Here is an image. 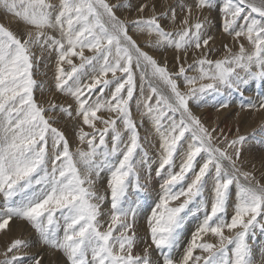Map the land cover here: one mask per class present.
<instances>
[{"label":"snow or ice","instance_id":"1","mask_svg":"<svg viewBox=\"0 0 264 264\" xmlns=\"http://www.w3.org/2000/svg\"><path fill=\"white\" fill-rule=\"evenodd\" d=\"M197 6L210 9L212 0H198ZM132 7L106 0H59L58 5L51 0H0V9L35 30L21 36L0 24V232L13 219L24 221L38 234L40 243L61 252L68 264H256L249 237L257 227L264 231V184L238 166L249 137L237 135L229 140L224 136V147L218 146V137L213 135L217 129L205 127L189 102L197 107L211 104L220 111L229 108L232 95L238 94L240 108L264 111V98L259 103L243 100L249 80L264 81V0H226L220 9L223 32L235 40H247L251 53L243 43L238 54L224 59H209L205 51L195 67H185L178 55L174 73L141 48L114 11ZM147 7L141 4L135 10L143 13ZM191 11L187 9L189 16ZM171 16L175 19L174 10ZM131 23L136 31L157 38L147 47L173 48L185 59L190 49L208 50L213 39L206 35L203 23L190 25L188 18L182 21L186 27L175 34L166 31L155 14ZM46 30L58 31L59 36ZM34 49L41 54L57 53L55 89L72 98L75 112L71 106L45 109L37 103L33 69L39 57ZM224 49L231 53L228 45ZM85 50L92 55L85 56ZM189 69L199 75L189 76ZM137 72L141 85L136 104L138 108L143 105L161 149L155 175L162 180V192L147 219L149 248L154 246L161 257L155 261L149 248L142 255L134 254L137 208L147 191L141 183V169L150 178L154 162L132 119ZM181 81L186 92L181 90ZM56 111L80 118L92 129L91 133L83 127L78 131V140L88 145V151L71 150L64 132L46 116ZM100 113H114L115 118ZM118 120L128 133L126 140ZM97 122L104 127L97 128ZM176 158L181 159L178 171ZM105 170L111 213L107 230L101 231L105 197L97 195L95 184ZM130 190L136 200L129 198ZM233 196L235 202L230 203ZM189 217L200 222L177 258ZM208 236L216 238V243L206 240ZM29 246L14 240L0 264H25L17 253ZM41 259L32 258L31 264H41Z\"/></svg>","mask_w":264,"mask_h":264},{"label":"rangeland","instance_id":"2","mask_svg":"<svg viewBox=\"0 0 264 264\" xmlns=\"http://www.w3.org/2000/svg\"><path fill=\"white\" fill-rule=\"evenodd\" d=\"M51 2L56 5L59 4V0H51ZM106 2L113 5H122L127 2L133 6L131 10H129L128 8H118L114 9V11H116L117 16H119L128 24L129 35H131L133 39L136 40V42L144 51L152 55L161 65H166L170 72L174 73L177 70L176 57L178 55L181 57L180 62L184 63L185 67H187L188 65H193V67H195V62L202 58L201 52L207 51L209 59L219 60L224 59L230 54H238L239 46L241 43H243L248 53H251L253 51L252 45L249 44L244 38L235 40L233 36H230L227 33L223 32V14L220 9L222 8L226 0H212L213 7L210 9L199 8L197 6L198 0H106ZM141 4L148 5L143 13H139L135 10ZM153 7L154 12L152 10ZM188 8H191L192 10L190 16L187 12ZM172 10L175 11V19H173L171 16ZM153 14H155L159 18L161 26L166 31L172 32L173 34L183 30V28L186 27L182 23L185 18L189 19L190 25L197 22L203 23L205 25L206 35H210L213 37V39L209 43L208 50L201 49L200 51H196L195 49H190L185 59V56L182 52L178 53L173 48L158 50L147 47V44L149 42H155L157 38L154 35L150 36L147 33L136 31L131 22L138 19L139 17L148 18ZM164 14H168V18H164ZM0 24H3L5 27H8L10 30L21 36H23L26 31H35L34 29L21 23L16 17L6 13L2 9H0ZM46 31L49 35H54L57 37L59 36L58 31ZM224 45H228V47L231 49V53L225 51ZM34 52H36L37 57H39L33 69V76L37 82V88L34 91V97L37 103L45 109L50 108L51 105H56L57 109H59L60 107L67 108L71 106L73 112H75L76 106L72 98L61 94L55 89L56 63L58 59L57 53L55 51H49L41 54L39 49H34ZM91 55V52L85 50V56ZM73 60L76 64L80 63L77 58H73ZM64 67L65 70H68L70 66L65 64ZM257 70V68L253 67V71ZM187 74L189 76L199 75L198 72L192 71L191 69L188 70ZM241 74L244 75L243 72H241ZM120 75V73H117L118 77ZM108 79H111V75H109ZM85 82H87V80H85ZM204 83H207V81H204ZM41 85L43 86V91H41ZM140 85L141 81L137 72V91L134 94L133 101L131 102L132 119L136 123L144 149L148 152L149 157L154 161L151 164L153 172L150 178H146L145 171L141 169V183L147 185V191L143 194L142 198H140L137 208V223H135L134 227L137 244L134 250V254L142 255L144 249L149 248V246L151 245L147 219L150 216L151 209L155 206V203L159 201V196L162 192L160 188L162 180L160 177H157L155 175V169L159 162V153L161 151L159 136L155 133L151 120L146 113L143 105L138 108L136 104V100L140 96ZM158 86L161 87L163 91H165V94H167V90L164 89L162 85ZM180 86L182 91L186 92L188 90L184 87L182 81ZM148 95L149 91L147 89V86L145 85L144 96L146 97ZM105 96H108L107 91L105 92ZM261 98H264V81L249 80L247 87H245L244 89V102L247 103L248 101H252L253 103H259ZM211 99L212 97H209L210 101ZM231 99V106L220 111H217L215 107L211 106V104H209V106L207 107H197L194 102L190 101L189 103L194 115L199 117L205 127L209 128L210 130L212 128L217 129V131L213 133V135L218 137L216 141L218 146L224 147V144L221 143L224 136H227L229 140L236 137L237 135H244L249 137V141L246 142L242 149L241 161L238 162V166L241 167L242 171L251 172L256 177V179L260 181V183L264 184V111H255L240 108L239 103L241 97L238 94H233ZM153 103H155V98H153ZM99 115H104L105 118H107L108 116H112L113 118H115L114 113H100ZM46 116L50 119V122L53 123L54 127L64 132L73 152H75L77 148H80L83 151H88V145L81 144L78 140V131L79 128L83 127L84 131L91 133L92 129L84 126L80 118H69L59 111L46 112ZM96 127L102 129L104 126L97 122ZM117 127L121 130L122 136L126 140L128 137V133L123 129V126L120 124L119 120L117 121ZM237 128L239 129V132H237ZM253 133H255V138H252ZM107 139L109 141V147H111V132H109ZM256 154L258 155L255 156ZM197 159L199 160V158ZM254 159L256 161H254ZM180 163L181 159L176 158L175 170H179ZM189 175H191V173ZM108 178V172L107 170H105L101 173L100 177L96 179L95 184L97 195H102L105 197L101 205L102 215L99 217L102 224L101 231H106L108 223L110 222L111 200L110 189L108 188ZM210 187L211 184H209V188ZM210 195V192L205 193V196L208 198H210ZM129 198L133 200L137 199L133 190H130ZM234 202L235 197L233 196L230 203ZM2 203L3 200L2 197H0V204ZM232 214L233 209L230 206L228 209L229 218ZM199 217L202 219V212L199 213ZM199 222V219H197L196 217H189V220L186 222V228L179 251H177L175 254L177 258H179L184 246H186V244L190 240L191 234L196 229ZM61 223L63 222L61 221ZM225 234L229 235V233L227 232ZM17 239L23 240L25 241V243L30 245L28 248L22 249L19 253H17L18 255L24 257L25 264H31L32 258L36 257H42L41 264H68L66 257L61 252L51 249L50 247L46 245L44 246L42 243H40L38 234L35 232V230L26 222L17 219H13L10 222L8 229H6L4 232H0V261H3L5 259L3 253L5 252L7 246H9L14 240ZM205 239L212 243H216V238L214 237L208 236L205 237ZM249 243L252 248L253 256L255 255L253 258L256 261V264H262V261H264V231H261L259 227H257L254 231V235H250ZM228 247L231 248V245H229ZM149 251L154 261L161 259L154 246H151L149 248ZM261 254L263 255L261 256ZM257 255H259L258 259L256 257Z\"/></svg>","mask_w":264,"mask_h":264},{"label":"bare ground","instance_id":"3","mask_svg":"<svg viewBox=\"0 0 264 264\" xmlns=\"http://www.w3.org/2000/svg\"><path fill=\"white\" fill-rule=\"evenodd\" d=\"M216 15V14H215ZM214 15V16H215ZM215 19V18H214ZM213 20V19H212ZM6 22V21H5ZM8 23V22H7ZM207 23V22H206ZM212 26V25H211ZM213 30V29H212ZM216 32V31H215ZM214 32V33H215ZM217 34V33H216ZM152 41V40H151ZM230 43V42H229ZM205 51V50H204ZM168 59V58H167ZM173 68V67H172ZM137 113V112H136ZM247 115V114H246ZM207 116V115H206ZM210 118V117H209ZM211 119V118H210ZM70 126V125H69ZM68 126V127H69ZM251 129V128H250ZM68 136V135H67ZM264 141V140H263ZM251 146V145H250ZM256 151V150H255ZM253 152V151H252ZM258 153V152H257ZM262 154V153H261ZM258 154H256L255 156H257ZM247 156V155H246ZM249 156V155H248ZM250 157V156H249ZM254 161H256L255 159H254ZM258 161V160H257ZM260 161V160H259ZM264 163V162H263ZM99 189V188H98ZM152 191V190H151ZM133 200V199H132ZM151 200V199H150ZM152 206V205H151ZM153 207V206H152ZM147 214V213H146ZM148 215H149V211H148ZM138 216V215H137ZM146 219V218H145ZM140 222V221H139ZM136 223H137V220H136ZM18 225H20V224H18ZM141 225V224H140ZM142 227V226H141ZM25 229V228H24ZM23 233V232H22ZM10 234V233H9ZM16 235V234H15ZM19 235V234H18ZM10 236V235H9ZM15 237V236H14ZM33 237V236H32ZM37 246V245H36ZM45 246V245H44ZM39 250V249H38ZM44 250V249H43ZM135 250V249H134ZM257 254V253H256ZM36 255V254H35ZM260 255V254H259ZM259 255H257L256 257H257V259H258V257H259ZM263 254H261V256H262ZM255 256V255H254ZM253 256V257H254ZM52 260V259H51Z\"/></svg>","mask_w":264,"mask_h":264}]
</instances>
